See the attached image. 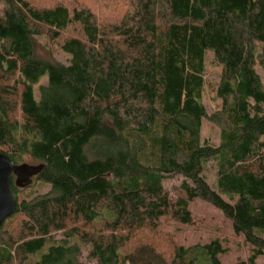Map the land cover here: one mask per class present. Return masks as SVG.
Returning a JSON list of instances; mask_svg holds the SVG:
<instances>
[{
    "label": "trees",
    "instance_id": "obj_1",
    "mask_svg": "<svg viewBox=\"0 0 264 264\" xmlns=\"http://www.w3.org/2000/svg\"><path fill=\"white\" fill-rule=\"evenodd\" d=\"M207 56L219 68L211 114ZM258 65L264 0H0V151L39 167L26 185L10 176L0 264H83L82 246L93 264H221L218 239L184 248L157 232L160 218L192 224L195 198L253 246L235 264H257ZM205 119L217 143L201 139ZM178 176L171 195L163 181Z\"/></svg>",
    "mask_w": 264,
    "mask_h": 264
},
{
    "label": "rangeland",
    "instance_id": "obj_2",
    "mask_svg": "<svg viewBox=\"0 0 264 264\" xmlns=\"http://www.w3.org/2000/svg\"><path fill=\"white\" fill-rule=\"evenodd\" d=\"M54 58L57 61H66L65 55L56 52ZM219 68L211 61V56H207L205 79L206 87L203 91L202 101L208 114H211L217 108L219 100L214 93ZM260 80L264 86V66H256ZM219 129L217 126L209 123L206 119L201 128V139H206L212 143H217ZM29 161V159H28ZM27 161V162H28ZM30 162V161H29ZM182 177L163 181V186L173 195V187H177ZM45 187L40 188L39 192H44ZM188 210L191 215L192 224H176L165 218H160L157 232L162 238L167 239L173 246H182L184 248L193 245H204L212 240L218 239L223 253L217 255L221 264H235L237 262H246L252 253L253 246L246 243L243 237L234 234L231 222L220 210L210 203L195 198L188 203ZM61 235H57L59 238ZM88 248L81 247L79 261L83 264H93L88 258ZM257 264H264V255L257 260Z\"/></svg>",
    "mask_w": 264,
    "mask_h": 264
},
{
    "label": "water",
    "instance_id": "obj_3",
    "mask_svg": "<svg viewBox=\"0 0 264 264\" xmlns=\"http://www.w3.org/2000/svg\"><path fill=\"white\" fill-rule=\"evenodd\" d=\"M39 171V167L27 163L14 164L10 158L0 151V225L15 209L16 198L10 188V176L16 177V183H31L32 177Z\"/></svg>",
    "mask_w": 264,
    "mask_h": 264
}]
</instances>
